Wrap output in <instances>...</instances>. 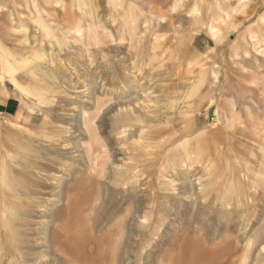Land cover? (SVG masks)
Returning a JSON list of instances; mask_svg holds the SVG:
<instances>
[{
	"label": "rangeland",
	"instance_id": "rangeland-1",
	"mask_svg": "<svg viewBox=\"0 0 264 264\" xmlns=\"http://www.w3.org/2000/svg\"><path fill=\"white\" fill-rule=\"evenodd\" d=\"M39 1L57 22L69 7L83 13L78 0ZM88 1L95 37L86 24L40 32L33 1L0 0V102L13 77L25 81L23 113L0 108V166L18 168L47 127L55 140L70 129L85 159L89 136L75 124L101 112L93 154L107 156L102 198L122 203L124 264H264V0Z\"/></svg>",
	"mask_w": 264,
	"mask_h": 264
},
{
	"label": "bare ground",
	"instance_id": "bare-ground-1",
	"mask_svg": "<svg viewBox=\"0 0 264 264\" xmlns=\"http://www.w3.org/2000/svg\"><path fill=\"white\" fill-rule=\"evenodd\" d=\"M31 1L33 2L28 15L31 16V19L33 17L44 22L38 31L42 32L47 25L56 23L57 26L65 30L63 33L67 36L79 35L81 29L84 30L85 24L89 28V24L97 14L95 11L98 10L97 6L91 5L94 0L91 3L88 0H78V9L81 7V11H83L80 19L74 17L75 15L69 7L66 12L62 10V12L60 11L62 14L58 13L61 15V21L57 22L55 20L57 15L55 17L52 12L47 11V15L44 17L41 14L44 11L43 6L37 7L36 0ZM40 1L45 2L46 5L49 2L48 0ZM81 1H88L92 7L84 10ZM118 4L121 5V3ZM73 21L77 29H73ZM98 21L101 27L105 25L100 19ZM88 31L94 37L98 33L94 26L90 27ZM97 41L95 40V42ZM25 42L29 46L32 44L29 40H25ZM112 74V70L103 73L109 83V75L112 76ZM82 92L84 91H78V93ZM82 106L85 107L86 104ZM98 109L100 111L102 108ZM108 110H112V108L109 107ZM81 113L79 123H76L75 126L78 130H82L84 135L89 136L88 146L90 148H87L86 162L85 159H78L79 157L74 156V153L71 152V141L75 140L77 135H74L69 129L55 140L56 133L49 135L53 127L50 129L47 127L44 133L46 135L43 136L46 145L38 143L34 149L28 147L23 158L16 163L18 168L14 167L12 162H6L0 166V175L6 181L4 186H0V262H15L14 264L16 262H23L21 264H99V262L124 264L126 256L124 222L119 220L113 223L123 210L122 203L117 202L113 195L102 198L99 186L105 178V173L103 172L104 168L100 169V173L97 172L99 168L97 166L100 158L102 160L101 168L104 167L106 165L104 160L107 156L104 151H101L100 154H93V150L102 146L97 137L96 132L99 129L95 127V123L102 125L103 118L99 116L101 112L94 116H85V113ZM125 117L127 118V116ZM123 118L122 115V120ZM58 140L61 142L56 144ZM79 161L86 163L87 170L80 172L76 169ZM60 174L63 175L60 176ZM50 180H53L52 183ZM106 191L108 194L110 191H114L115 194L116 188H108ZM136 208L134 207L135 212H137ZM127 211L129 210L126 209ZM37 218H41L42 221H36ZM167 264H179V262H167Z\"/></svg>",
	"mask_w": 264,
	"mask_h": 264
},
{
	"label": "crops",
	"instance_id": "crops-1",
	"mask_svg": "<svg viewBox=\"0 0 264 264\" xmlns=\"http://www.w3.org/2000/svg\"><path fill=\"white\" fill-rule=\"evenodd\" d=\"M193 40L199 42L200 40H203V35L199 34L197 36H194ZM18 75L19 74H17L15 77H13V81L15 83L13 86L14 90H12L10 94L5 93L6 95L4 94L5 96L3 97L2 101L0 102V108H2V107L5 108V111L3 113H1V109H0L1 115H5L7 117H13L17 114L23 113L22 108L19 105V101H21L23 99V95L21 94L19 89L15 86L16 85L17 86H19V85L23 86V84H25V81L23 80V77H18ZM5 82H7V81L5 80Z\"/></svg>",
	"mask_w": 264,
	"mask_h": 264
}]
</instances>
